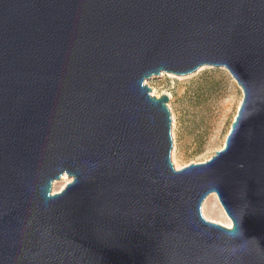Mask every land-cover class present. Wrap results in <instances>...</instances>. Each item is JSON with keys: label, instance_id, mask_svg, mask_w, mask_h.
Here are the masks:
<instances>
[{"label": "water", "instance_id": "obj_1", "mask_svg": "<svg viewBox=\"0 0 264 264\" xmlns=\"http://www.w3.org/2000/svg\"><path fill=\"white\" fill-rule=\"evenodd\" d=\"M204 65L243 98L175 169L144 82ZM0 264H264V0H0Z\"/></svg>", "mask_w": 264, "mask_h": 264}, {"label": "rangeland", "instance_id": "obj_2", "mask_svg": "<svg viewBox=\"0 0 264 264\" xmlns=\"http://www.w3.org/2000/svg\"><path fill=\"white\" fill-rule=\"evenodd\" d=\"M144 83L151 88V94L154 91L155 97L169 96L166 104L174 134L171 151L175 152L179 169L210 159L224 146L243 98L241 88L226 68L204 65L187 75L161 72ZM172 113L175 126H172ZM68 177L54 180L55 191L62 190L72 180ZM204 203V212L211 221L229 220L214 195H208Z\"/></svg>", "mask_w": 264, "mask_h": 264}, {"label": "bare ground", "instance_id": "obj_3", "mask_svg": "<svg viewBox=\"0 0 264 264\" xmlns=\"http://www.w3.org/2000/svg\"><path fill=\"white\" fill-rule=\"evenodd\" d=\"M202 67V66H201ZM201 69V68H200ZM200 69H199V71H200ZM238 85V84H237ZM239 86V85H238ZM152 94H154V91L152 92ZM172 126H175V119H174V114L172 113ZM172 135L171 136H173L174 137V134H173V130H172ZM171 153H172V161H173V164H174V167L176 168V169H179V163L176 161V159H175V152H174V150H172L171 151ZM66 174L64 173L61 177H60V180H63V179H65L66 178ZM69 178V177H68ZM57 183V181H53V183H52V193H54V192H57V191H55V187H56V184ZM212 195H214L215 197H216V199L218 200V198H217V196H216V194H212ZM219 202V201H218ZM221 206V205H220ZM204 207H205V203L202 205V207H201V212L203 213V216L206 218V219H208V220H210V218H208V216L205 214V212H204ZM223 209V208H222ZM224 211V210H223ZM225 213V212H224ZM226 215V214H225ZM227 216V215H226ZM212 220V219H211ZM230 220V219H229ZM229 220H227V222H220V221H216V222H218V223H220L221 225H224V226H226V227H230L231 226V221H229ZM214 221V220H213Z\"/></svg>", "mask_w": 264, "mask_h": 264}]
</instances>
